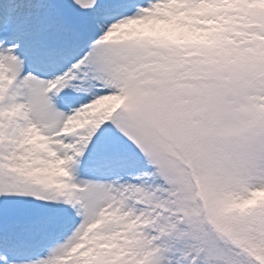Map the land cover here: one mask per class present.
Instances as JSON below:
<instances>
[{"label":"snow or ice","instance_id":"1","mask_svg":"<svg viewBox=\"0 0 264 264\" xmlns=\"http://www.w3.org/2000/svg\"><path fill=\"white\" fill-rule=\"evenodd\" d=\"M0 264H264V0H0Z\"/></svg>","mask_w":264,"mask_h":264}]
</instances>
